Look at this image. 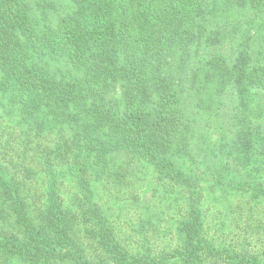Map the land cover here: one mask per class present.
<instances>
[{
	"label": "trees",
	"instance_id": "1",
	"mask_svg": "<svg viewBox=\"0 0 264 264\" xmlns=\"http://www.w3.org/2000/svg\"><path fill=\"white\" fill-rule=\"evenodd\" d=\"M70 1L71 13L39 31L34 12L43 14L48 0L37 1L35 7L27 0H0V91L15 103L24 137L42 141L43 151L35 153L34 162L44 172L46 185L43 199L26 194L33 189L26 149L7 153L11 139L4 135L0 264H264V193L259 191L264 192V182L246 179L243 184L250 192L246 229L256 231L259 226L263 237L238 235L221 243L213 240L222 235L216 236L209 226L207 212L214 203L208 181H218L217 176L207 167L177 171L167 157L188 146L191 132L181 103L183 89H175L173 80L179 77L174 74H182L189 51L204 50L208 57L203 60L210 59L203 64L219 70L218 84L227 83L236 98L231 115L234 136L220 147V154L233 157L239 179L251 176L239 170L254 163L264 171V135L250 117V91L264 85L261 51L254 58L250 43H244L229 62L214 52L220 32L208 29L219 9L213 0ZM175 48L179 58L170 63L167 58ZM54 56L79 74L51 73L46 59ZM118 151L143 157L172 176L168 179L186 195L185 215L172 230L174 248L152 254L148 247L124 244L100 200L94 201L90 182L112 178L105 166ZM68 176L84 192L72 194L66 202L57 178Z\"/></svg>",
	"mask_w": 264,
	"mask_h": 264
},
{
	"label": "rangeland",
	"instance_id": "2",
	"mask_svg": "<svg viewBox=\"0 0 264 264\" xmlns=\"http://www.w3.org/2000/svg\"><path fill=\"white\" fill-rule=\"evenodd\" d=\"M27 1L35 7V3L39 0ZM213 1L217 2L219 9L214 10L211 21L213 23L208 29H216L220 32L219 42L213 44L217 49L214 52L229 62L242 50L241 45L249 42L248 50L254 53H251L254 58L257 52L261 51L258 57L261 58L259 62L264 68V0H246V4L240 6L223 5L221 0ZM48 4L50 6L43 14L40 11L34 12L39 31L54 27L61 17L74 10L70 0H48ZM210 42H208L209 45ZM179 54L180 52L175 48L167 60L170 63L176 62ZM205 56L208 57L204 50L196 53L189 51L188 55L183 57L186 60L182 74L180 76L174 74L180 80V83L179 80H173L175 89L180 87L183 89L181 103L185 115L190 120L191 132H189V142L187 141L188 146L182 145L179 153L173 151L168 153V161L172 159L176 164L175 169L180 172L187 171L191 167L201 170L207 167L211 175L217 176L218 181L215 182L212 177L207 178L210 179L207 192L208 195L213 196L214 200L207 209L208 224L211 229L217 231L216 236L222 235L218 238L211 235L214 237L213 240L229 243L232 237L238 235L247 239L261 238L263 237L261 227L256 226V231L246 229L245 209L247 211L249 208L246 200L250 197L248 196L250 192L249 186L243 184L246 179L254 183L264 182V171H261V168L254 163L239 170L241 174L247 173L251 176L239 179L238 174L233 171L236 168L232 162L233 157L220 154V147H226L234 136L231 115L236 98L230 95V86L227 83L222 86L218 84L219 70L209 69V66L204 65L206 60L210 59L203 60ZM46 61L49 71L56 76L60 73L68 75L70 71L79 74V71L69 64L56 59V56ZM170 71L174 70L170 67ZM250 95L251 123L260 125V131L264 135L263 83L252 88ZM119 102H121L120 95ZM17 114L15 103L10 96L7 92L0 91V134H3L0 145L3 144L5 135L6 139H11L9 146L5 148L7 153L14 154L17 150L26 149V166L29 170L32 169L30 171H32L31 174L33 173L31 175L33 189L31 188L30 193L26 194L43 199L46 186L45 178L42 176L44 172L40 171L34 162L37 160H34L35 153L43 151L40 149L42 141L33 140L31 136H27L28 142L23 135L25 127L20 123ZM260 144L261 141H258V148ZM185 149L189 150L188 153L194 160L185 154L187 153ZM112 155L114 161L105 166L109 168L106 174L113 172L112 178L95 179L96 181L90 182L94 201L100 200L102 210L110 217L124 244L133 248L148 247L153 250L152 254L174 248V242L171 240L172 230L175 223L185 215L182 200L186 195H183L179 186L173 185V181L168 179L172 176L165 175L161 172L163 170L159 171L143 157L123 151ZM115 162L116 165L113 167ZM227 162H231L230 165H226ZM166 168H169V165ZM57 179L63 183L59 193L61 192L64 201L68 202L72 194L83 196L84 191L79 192L75 182L69 176ZM238 179L240 182L234 186ZM259 191L264 193L262 188ZM257 212L262 213L260 206L257 207ZM254 220V217H251V221L254 222Z\"/></svg>",
	"mask_w": 264,
	"mask_h": 264
}]
</instances>
